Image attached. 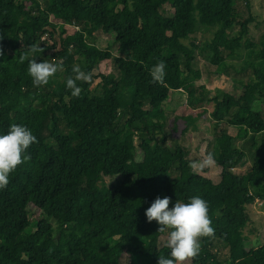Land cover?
I'll return each instance as SVG.
<instances>
[{
    "label": "trees",
    "instance_id": "trees-1",
    "mask_svg": "<svg viewBox=\"0 0 264 264\" xmlns=\"http://www.w3.org/2000/svg\"><path fill=\"white\" fill-rule=\"evenodd\" d=\"M236 6V0H0V76L8 77L0 134L18 124L37 139L25 153L31 159L0 189V264H157L171 251L167 231L158 233V223L145 216L157 196L173 205L194 196L208 203L215 234L200 238L189 264H264V235L249 253L245 234L250 207L264 201V40L258 46L251 39L252 15L229 37ZM93 33L106 38V49L89 41ZM198 33L213 37L198 41ZM33 44L43 49L37 62L63 65L45 86H33L28 75ZM246 51L251 60L238 71L249 75L233 81L239 93L197 85L198 56L228 67L227 59ZM97 59L112 60L117 75H96ZM161 60L164 81L153 83L150 70ZM76 65L92 77L77 81L79 97L66 87ZM155 86L165 97L186 94L193 108L212 106L217 146L208 152L220 170L218 183L206 167H190L201 157L168 145L167 111L153 108ZM242 128L253 135L255 160L249 172L237 174L248 154L235 146L230 129Z\"/></svg>",
    "mask_w": 264,
    "mask_h": 264
},
{
    "label": "rangeland",
    "instance_id": "rangeland-1",
    "mask_svg": "<svg viewBox=\"0 0 264 264\" xmlns=\"http://www.w3.org/2000/svg\"><path fill=\"white\" fill-rule=\"evenodd\" d=\"M236 13H237V24L229 31V37L233 38L239 30V23L243 19L250 17L251 15L255 18V21L250 25L251 39L258 46L264 40V0H249L251 9L247 8L246 3L243 0H236ZM77 29L70 28V33L75 32ZM198 41H205L211 39L213 35L211 33L201 34L198 33L193 36ZM90 42L95 43L99 48L106 49L107 41L103 35L93 33L92 38L89 39ZM182 43L189 46V40H182ZM77 59L82 60L81 55L77 49H73ZM246 60H251L250 53L248 51L243 53L241 58L227 59L228 67L225 64L218 66H212L204 58L198 56L197 60L193 65V74L197 85H205L208 90L214 92L215 89L220 88L226 91H236L240 92L238 85L233 83L236 79H244L249 74L241 73L238 70L245 63ZM94 73L99 74H116L114 70V63L112 60L100 61L96 60ZM8 82V77L0 76V102L4 98L3 88ZM98 85H96L97 87ZM98 89H100L98 87ZM99 94V91L96 92ZM153 108L156 109L158 105L163 107L167 111V133H168V145L174 148L176 145H182L188 149L189 158L195 159L196 157H201L203 160L209 154V150H213L216 147V131L211 123L212 106L206 105L199 108H193L190 106L187 100V95L182 92H169L167 97L161 89V87H153ZM101 105L103 102L98 100ZM134 110H138V105H134ZM231 134L236 137L235 146L242 149L248 154V163L242 168L235 170L237 174H245L250 171L251 167L254 165L255 152L251 150L253 145V135L247 132L245 129H230ZM261 141L264 143V134L259 136ZM138 140L136 139V144ZM143 148L148 152L150 146L143 144ZM210 145V149L208 146ZM207 168L208 176L214 183L219 182L220 170L216 165H212ZM106 183L111 184L112 180L110 178L104 179ZM174 205L170 203L169 208L171 209ZM250 217L251 223L247 227L245 234L249 237L246 242V249L250 253L256 247L263 243L264 235V201L257 199L256 202L250 207ZM54 225H57L54 222ZM5 243V236L0 233V259L3 257L2 246ZM203 242L200 241V246ZM221 250V255L225 258L227 257L228 249L225 244H222L219 248ZM187 264H189L187 262Z\"/></svg>",
    "mask_w": 264,
    "mask_h": 264
},
{
    "label": "clouds",
    "instance_id": "clouds-1",
    "mask_svg": "<svg viewBox=\"0 0 264 264\" xmlns=\"http://www.w3.org/2000/svg\"><path fill=\"white\" fill-rule=\"evenodd\" d=\"M33 58L28 59V75L31 77L33 86L40 87L49 83L58 71H63L62 63H53L47 60L37 62L36 53L43 51L38 45L29 46ZM27 59L26 55L20 56L23 63ZM165 62L158 61L150 70L153 83H163L165 73ZM72 76L66 80L67 89L71 90L73 97H79L82 89L77 86V81H90L91 73H86L76 65L73 66ZM37 139L30 129L26 126L12 124L6 134H0V189H4L9 184V177L18 166L31 159L30 155H25L30 145L36 143ZM215 164V159L211 153L197 164L190 163V167H210ZM171 200L165 196H159L151 203L145 211L147 221H156L159 225L158 233H165V247L170 249V258L158 257L157 264H187L194 259L200 252V238L213 237L215 229L211 226L212 221L209 217L208 203L199 196L190 198L187 203L176 201L170 209Z\"/></svg>",
    "mask_w": 264,
    "mask_h": 264
}]
</instances>
